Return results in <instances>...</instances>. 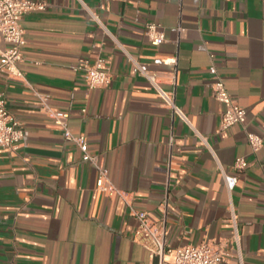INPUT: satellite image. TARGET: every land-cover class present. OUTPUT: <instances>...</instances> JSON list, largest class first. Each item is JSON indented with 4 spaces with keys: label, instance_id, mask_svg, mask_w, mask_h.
<instances>
[{
    "label": "crops",
    "instance_id": "1",
    "mask_svg": "<svg viewBox=\"0 0 264 264\" xmlns=\"http://www.w3.org/2000/svg\"><path fill=\"white\" fill-rule=\"evenodd\" d=\"M34 1L47 7L21 17L23 76H0L24 133L17 150L0 148V264H155L131 209L159 221L165 199L171 248L222 244L230 256L220 264H264V0ZM148 22L164 34L158 46ZM97 56L110 60L111 80L90 89L74 67ZM142 70L175 92L187 121ZM215 76L245 109L246 130L262 136L258 152L242 125L219 128ZM47 109L68 114L115 191L97 187L98 167ZM237 156L248 164L228 194L221 172L235 173Z\"/></svg>",
    "mask_w": 264,
    "mask_h": 264
},
{
    "label": "built area",
    "instance_id": "2",
    "mask_svg": "<svg viewBox=\"0 0 264 264\" xmlns=\"http://www.w3.org/2000/svg\"><path fill=\"white\" fill-rule=\"evenodd\" d=\"M47 7L45 1L34 0H0V76H5L9 80H19L23 72L19 68L22 61V49L25 44L24 30L20 24L21 17L29 12L44 10ZM89 15L96 23L105 30V26L100 19L93 15L87 8ZM144 34L150 44L158 46L164 42V34L159 25L154 22L145 24ZM110 60L97 56L90 63L88 59H81L77 62L74 70L78 73L79 79L90 89L102 88L107 86L111 80ZM141 73L152 84L158 94L161 104L170 109L173 114L187 121L185 114L175 104V92L165 90L155 80V74L141 71ZM213 96L222 106L220 112L219 128L225 130L233 125L240 124L245 130L246 141L252 153L258 152L263 143L262 136L246 130L245 119L246 111L238 105L236 100L227 91L224 81L221 77L215 76L212 82ZM48 115L53 119L54 126L63 131L66 141L74 142L81 151L82 160L93 162L99 170V176L96 181L97 187L106 192H113L112 186L104 184L106 176L103 170L96 162L95 156L88 152L87 138L82 133H74L69 128L66 112H58L47 109ZM23 127L21 123L7 110L6 100L3 93L0 92V148L10 151L18 149L23 140ZM206 144L204 138H202ZM245 156H237L232 164L235 173L229 174L222 171L225 188L228 194H231L238 181V173L243 172L247 167ZM163 216L159 221L151 219L144 210L131 209V214L137 219L138 226L135 230V238L149 252L151 258H156L155 264H220L230 256V253L222 244H186L176 248H171L165 242V212L166 199L161 204ZM230 220L235 223L236 215L231 207ZM169 256V258H167ZM241 264V261H240Z\"/></svg>",
    "mask_w": 264,
    "mask_h": 264
}]
</instances>
